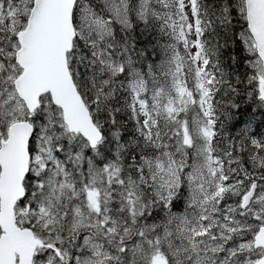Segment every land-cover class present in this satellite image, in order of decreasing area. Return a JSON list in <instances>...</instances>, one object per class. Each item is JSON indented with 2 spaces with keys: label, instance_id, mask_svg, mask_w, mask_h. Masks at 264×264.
<instances>
[{
  "label": "snow or ice",
  "instance_id": "6c2138e0",
  "mask_svg": "<svg viewBox=\"0 0 264 264\" xmlns=\"http://www.w3.org/2000/svg\"><path fill=\"white\" fill-rule=\"evenodd\" d=\"M0 264H264V0H0Z\"/></svg>",
  "mask_w": 264,
  "mask_h": 264
}]
</instances>
